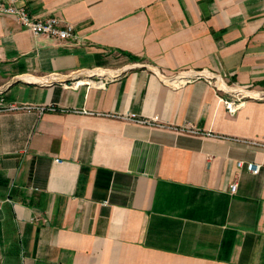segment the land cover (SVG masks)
Listing matches in <instances>:
<instances>
[{
	"label": "crops",
	"instance_id": "1",
	"mask_svg": "<svg viewBox=\"0 0 264 264\" xmlns=\"http://www.w3.org/2000/svg\"><path fill=\"white\" fill-rule=\"evenodd\" d=\"M15 4L75 37L0 14L3 102L56 107L0 112V264H264V0Z\"/></svg>",
	"mask_w": 264,
	"mask_h": 264
},
{
	"label": "built area",
	"instance_id": "2",
	"mask_svg": "<svg viewBox=\"0 0 264 264\" xmlns=\"http://www.w3.org/2000/svg\"><path fill=\"white\" fill-rule=\"evenodd\" d=\"M0 14L10 16L14 21L29 30L32 34H42L48 37L56 38L59 40H66L68 38H74L73 25L69 22H64L56 16L40 17L34 16L28 13V11L15 4V0H9L7 3L0 1ZM178 75V74H177ZM226 104L231 108L232 101H225ZM12 110H37L38 113L44 111H54L56 107L52 104L46 106H36L30 104L10 103L5 104L3 99L0 97V112L12 111ZM127 119L135 120L136 122H143L141 118H137L134 114L128 115ZM238 167H243L253 174H257L260 170V165L255 162H237ZM237 183L233 182L229 185V191L235 192Z\"/></svg>",
	"mask_w": 264,
	"mask_h": 264
},
{
	"label": "rangeland",
	"instance_id": "3",
	"mask_svg": "<svg viewBox=\"0 0 264 264\" xmlns=\"http://www.w3.org/2000/svg\"><path fill=\"white\" fill-rule=\"evenodd\" d=\"M115 60L117 61L116 64L119 65V64H121V62H123L125 60V57L120 56V55H116Z\"/></svg>",
	"mask_w": 264,
	"mask_h": 264
},
{
	"label": "bare ground",
	"instance_id": "4",
	"mask_svg": "<svg viewBox=\"0 0 264 264\" xmlns=\"http://www.w3.org/2000/svg\"><path fill=\"white\" fill-rule=\"evenodd\" d=\"M218 83L222 85V87L221 86H219V87L226 88L225 84L223 83V81L220 78L217 79V84Z\"/></svg>",
	"mask_w": 264,
	"mask_h": 264
},
{
	"label": "trees",
	"instance_id": "5",
	"mask_svg": "<svg viewBox=\"0 0 264 264\" xmlns=\"http://www.w3.org/2000/svg\"><path fill=\"white\" fill-rule=\"evenodd\" d=\"M128 56H129V58H130L131 60H136V59H138L137 57L132 56V55H129V54H128Z\"/></svg>",
	"mask_w": 264,
	"mask_h": 264
}]
</instances>
